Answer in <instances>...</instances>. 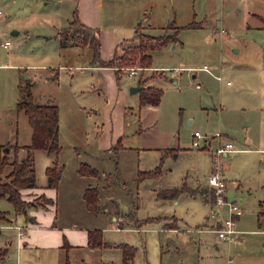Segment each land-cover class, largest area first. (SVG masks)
Returning <instances> with one entry per match:
<instances>
[{
    "label": "rangeland",
    "instance_id": "1",
    "mask_svg": "<svg viewBox=\"0 0 264 264\" xmlns=\"http://www.w3.org/2000/svg\"><path fill=\"white\" fill-rule=\"evenodd\" d=\"M0 7L6 13L0 22V148L3 153L10 148L9 160L13 161L15 145L32 141L28 116L17 108L23 88L31 79L36 102L60 107V160L65 169L58 206L55 204L58 224L65 218L77 220L80 226L90 224L83 202L74 203L78 198L75 191L81 188V183L74 180L76 168L83 160L101 169L99 178L88 176L87 182L103 186L104 209L124 218L123 229L116 228L114 216L106 220L103 239L110 244L136 246L133 264H264V217L259 204L264 193V19L257 15L264 17V0H105L106 26L117 24V36L122 31L128 35L119 54L126 45L139 43L141 23L143 32L160 35L174 31L166 27L172 21L184 26L205 19V24L199 22L202 27L180 29L179 42L152 51L153 66L165 70H141L133 75L129 69L139 67L133 65L119 72L116 83L122 86L129 109L139 104L140 95L131 93V86L141 77H153L148 84L159 87L163 94L157 107L147 105L142 114L138 107L127 113L128 131L134 132L141 125L144 128L142 133L130 135L128 144L154 148L120 154L118 172L114 152L113 160L109 153L101 158L86 154L93 147L96 128L105 125L112 108L107 109V97L98 87L96 71L88 66L66 67L93 64L92 48L62 43L58 35L74 18L77 0H0ZM101 28L95 27L98 37ZM15 29L20 31L18 35L12 34ZM7 39L11 41L8 47L4 46ZM61 64L59 73L51 67ZM205 64L222 79L204 70ZM197 130L209 138L208 142L200 139V147L193 146ZM229 141L234 149L221 162L228 179L240 183L234 188L238 200L229 198L244 209L239 220L244 233L232 242L220 239L214 231L212 219L207 218L210 206L204 202L200 187L195 188V194L186 191L174 199L159 198L155 191L184 183L196 187L207 181L214 168V150L220 142ZM157 145L170 146L173 151L166 154V148L160 151ZM33 151L36 187H46L45 162L51 155L52 164L55 155L43 149ZM26 153L24 150L21 158ZM157 166H161L159 176L138 184L135 176L139 167ZM11 168L8 165L6 172ZM138 186L141 199L136 196ZM3 209L10 211L6 213L10 220L6 221L12 223L15 217L17 222L24 220L23 213H30L33 207L16 212L10 200L0 198ZM172 214L179 218L180 232L164 229L177 223L176 219L167 223ZM148 217L153 219L143 220ZM15 234V229H4L0 246L6 245L2 242L7 237L16 242ZM102 250L93 255L80 250L78 255L89 254L86 264H123L121 247L106 246ZM53 253L49 251L48 264L54 262ZM9 258L11 253L0 264H15V259ZM42 260L39 264H46Z\"/></svg>",
    "mask_w": 264,
    "mask_h": 264
},
{
    "label": "crops",
    "instance_id": "2",
    "mask_svg": "<svg viewBox=\"0 0 264 264\" xmlns=\"http://www.w3.org/2000/svg\"><path fill=\"white\" fill-rule=\"evenodd\" d=\"M73 12H74V15H75V12L77 13V16L79 17L81 22L84 23L85 25L93 27L94 29H95V27H99V26L102 27L101 32L99 33V40H100V44H101V49H100L101 58L104 60H110L113 57H115L119 47H121L124 40L128 39L127 38L128 35L124 31H122L121 35L117 36V28H118L117 24H114L110 27L106 26L105 22L107 19V17H106L107 9H105V0H77V8ZM5 14L6 13H4L1 20L4 18ZM257 15L264 19V17L262 15H260V14H257ZM1 20H0V22H1ZM196 21L204 22V24H205V19L204 20H196ZM204 24H202L201 26H198V27H202V26H204ZM248 25L249 24H247V26ZM140 27H142V23L140 24ZM173 32H170V33H173ZM19 33H20V31H18V33L14 34V35H18ZM146 33H148V32H146ZM0 41H1V37H0ZM6 41H10V40L7 39ZM10 44H11V41H10ZM10 44L8 46H10ZM4 46H5V44H4ZM8 46H6V47H8ZM33 65H34V67L41 66L43 68H45L47 66V64H33ZM205 65L208 67L207 64H205ZM205 65L202 67V68H204V70L210 72L211 74L216 76L218 79H222L221 75H215L210 70L209 67L206 69ZM87 66L91 70L96 71L98 87L101 90H103V92L105 93V96L107 97L106 98L107 103H108L107 109H109L111 107L112 111L110 112L108 118L105 120V122H104L105 125H100L96 128V132H95L94 137H93V147L90 151H86V154L93 156V157L101 158L102 154L105 155V154L109 153L110 154V160H113L115 158L113 152L116 154V158H118L120 156V154L123 155L128 151L138 150V152H140L139 150H149V149L151 150V148H154V147H151L149 145H143V144H139V145H135V146L128 144L127 140L130 137V135H133L135 133H142L144 128L141 125V127H139V129H136L134 132L128 131V129H127L128 124H126L127 123V121H126L127 116L126 115L129 111L133 110V112H134L135 109L138 107L139 113L142 114V112L144 111L143 108H145L147 105H154L155 107H157L160 104V102L162 100V96H161V100L158 104H153V103H147L144 105L141 104V90H142L143 86H151V87L159 88V87H156L154 85L148 84V80L150 81V79H152L153 77L147 78L144 85L140 83V80L141 79L143 80V77L138 79L137 85H141V88L139 89V91L134 92V93H139V95H140L139 104H138V106H131L130 107L131 109H129V105L127 106L125 104L127 99L123 95L122 86L119 84V82L116 83V80L119 81V76H118L119 73L117 75L115 67L100 66V65H96V64H82L79 66L68 65L66 67L78 68V67H87ZM51 67L53 68L54 71L59 73V69L63 66L61 64V65H59L58 68L53 67V66H51ZM189 68L194 70L195 67L189 66ZM123 69L124 68H122L120 70V72ZM155 69L157 70V69H162V68H160L159 66H151L148 68H141L138 71L142 70L144 72L146 70L150 71V70H155ZM162 70H165V69H162ZM193 76L195 77L196 74H194ZM146 77H150V76L148 75ZM31 82H32V80H31ZM32 83L34 85V82H32ZM119 87H120V91H119ZM123 109H124V111H123ZM114 113H116L117 118L114 117ZM109 117L112 120L111 122H110ZM59 130H60V128H59ZM32 132H33V128H32ZM221 137H222V134H221ZM59 139H60V135H59ZM205 141L208 142L209 138L205 139ZM25 145H28V144H21V146H25ZM155 147H156V149H158L160 151H162V149L166 148L165 149L166 154L173 151V148H171L170 146H159V145H157ZM8 149H7V151H8ZM38 149H41V148H37V150ZM62 149L59 152L58 156H56L54 154L55 156L53 157L52 164L56 158L59 159L60 163H63L60 160V153L62 152ZM76 149L79 150L78 147H76ZM24 150H26V149L20 148V150L18 151V156L20 158H21V155H23ZM33 152L35 154V151H33ZM50 154H48V155H50ZM227 155H224V156H227ZM116 158H115V169L118 172V166H119V162H120L119 159L120 158H118V159H116ZM50 159H51V155H50V157H48V159L45 162L46 163L45 164L46 166L44 168L45 173H46V168L48 166L52 165V164H49ZM83 162H86L89 165H91L89 162L81 160L78 164V167L76 168V177L74 180L81 183V188L79 190L75 191L76 194L78 195V198H77V201H74V203L76 202V203L80 204L83 202L82 204H84L86 210L89 213V218H91V220L89 222L90 224L80 226V224L77 220H70V219L68 220L66 218H65V221L63 220L62 224H58V220L60 217H59V213H58V207H55V204H57L56 206H58V202H59L58 198H59V192H60L59 186H60V183L63 179V173H62L60 182H59L57 187H50L47 184L46 187H41V188H38L36 186L23 188L21 190L23 199H25L27 201H31V200L35 199L36 197L43 194L51 200V203H48V205L45 208H43L41 206L33 207V210L31 209L30 213H23L24 214V220L21 219L20 222H17L18 220L16 217L12 218L15 220V222H12V223L7 222L5 218H0V233H2V231L4 229H15L16 230L15 237H17L16 242H13V240L9 239V237H7L6 239L3 240L2 243H5L6 245L0 246V261L5 259V257L11 253L12 258H9V259L10 260L15 259V261H16L15 264H39V262L42 260V258L45 261V263L48 264L47 256H50L49 251L53 250V252H54L53 255H55V256H53L52 258H53L54 262H52V260H51L50 264H73V260L75 261L76 264H86L88 262L86 257L89 254L86 253L85 255H80V254L78 255V252L80 250H86L91 255H93L97 252V250L103 251L102 249H104L106 247L105 245L98 246V247H91L90 246V244H89V238H90L89 237V231L91 229H99V230H102V233H103V230H104L103 229V227H104L103 223L106 220L108 221L109 219H111L113 216H114V218H113L114 221H116V226H117L116 228H120V229L122 228L123 229L125 227V226H123L124 218L121 214L119 216H116V215H113V213L110 212L108 210V208L106 210L104 209L106 207V205L103 204V202L101 200V188L103 186L99 185V184H93V182L91 180L89 182H87L88 176H93V177L99 178L100 174H101L100 173L101 169H99L96 166L91 165L92 167L96 168L99 171V175L81 174L79 172V168H80L81 163H83ZM64 169H65V167H64ZM145 170H150V169H147V168L145 169V168H141V167H139L137 169L135 179L138 181V184H141L146 180V178L143 180L138 179L139 172L145 171ZM110 173L112 174V172H110ZM223 174H224V177L227 181L228 196L229 197L232 196L233 199L238 200L236 198L237 195H236V190H234V188L235 187L239 188L240 183L238 181L228 179V177L225 175L224 171H223ZM116 176H117V174H116ZM208 178H207V181H205L204 183L198 184L196 187H193V186H189V187L193 188V189L200 187L199 192L202 194L204 202L210 206V204H209L210 194H209ZM184 184H186V183H184ZM93 186L99 187L100 206H99V208H96V209H90L89 208L88 203H87V199L85 197V193L87 191V188L93 187ZM139 186L137 187V195H136L137 199H141ZM155 191L158 192L159 189L155 188ZM169 199H171V198H169ZM259 204H260V208H261L260 215H262L264 217V193H263V198H261L259 201ZM54 207H55L54 211L56 210L55 212L53 211ZM3 212H5V215H6V213H8L10 211L3 209ZM23 212H26V210ZM169 217L172 219L170 221H168L167 223L174 221V219H176L177 223L173 224V225H167L166 227H164V229H166L168 231L180 232L179 218L175 214L169 215ZM240 217L238 219V229H239ZM207 218L210 220L212 219L213 226H214L213 229H215V220L209 215V213L207 215ZM18 226L21 227L25 233L23 237H21L19 235L20 229L18 228ZM138 231H140V228H138ZM243 233H244V231L239 229V232L237 233L236 238L239 237ZM218 237H219V235H218ZM219 238L222 240H225L221 237H219ZM235 239H233V240H235ZM233 240H231L229 242H232ZM225 241H227V240H225ZM8 244H10V245H8ZM110 247H116V246L110 245ZM10 248H12V249H10ZM14 251H15V253H14ZM73 253H75L74 257H73ZM122 263H123V261H122ZM42 264H43V262H42ZM105 264H114V263L108 262Z\"/></svg>",
    "mask_w": 264,
    "mask_h": 264
},
{
    "label": "trees",
    "instance_id": "3",
    "mask_svg": "<svg viewBox=\"0 0 264 264\" xmlns=\"http://www.w3.org/2000/svg\"><path fill=\"white\" fill-rule=\"evenodd\" d=\"M199 21H192L184 26H176L175 22H170L166 27L174 28L173 33H164L160 35H153L143 32L138 29V44L126 45L123 48V53H117L115 57L110 60L101 58L100 49L101 44L99 37L95 33V29L81 22L77 13L68 25L58 31L62 43H69L82 47H89L93 50V64L100 66L115 67L117 75L123 67L137 65L140 68H148L153 66V50L163 48L169 43L179 42L180 29L184 27H197ZM202 25V24H201ZM147 79H141L140 83L145 84ZM33 83L28 80L23 88V96L18 101L17 108L23 110L29 119L33 128L32 141L30 144L21 146L15 145L14 160H9L8 151L3 153L0 148V198H7L10 200L16 212L25 211L28 207H43L45 208L51 200L45 195H40L31 201L23 199L21 190L27 187L36 186V171L34 163V149L41 148L47 150L49 153H54L58 156L62 149L59 139L60 128V107L56 103H40L34 99L32 90ZM163 94L162 89L151 86H143L141 90V104L153 103L158 104ZM20 148H25L27 153L24 157L18 156ZM10 149V148H9ZM8 149V150H9ZM8 165L12 168L6 172ZM65 165L60 163L59 159H55L52 165L46 168L48 177V186L57 187ZM161 166L154 169L140 171L138 175L139 180L145 178H154L161 174ZM79 172L85 175H99V171L86 162L81 163ZM197 193L193 188L187 184L179 187L161 189L157 195L159 198L169 199L177 198L183 192ZM87 203L90 209L99 208V187L93 186L87 188L85 193ZM0 218L7 219L5 212L0 210ZM150 217L143 219L149 221ZM10 220V219H7ZM89 244L91 247L98 246H119L123 249V264H133V260L137 251V247L129 243L110 244L103 239L102 230L91 229L89 231Z\"/></svg>",
    "mask_w": 264,
    "mask_h": 264
},
{
    "label": "built area",
    "instance_id": "4",
    "mask_svg": "<svg viewBox=\"0 0 264 264\" xmlns=\"http://www.w3.org/2000/svg\"><path fill=\"white\" fill-rule=\"evenodd\" d=\"M4 10L0 7V20L4 15ZM226 30L223 29L222 32ZM5 46L10 44V41L4 42ZM140 67H131L130 74H136ZM205 68L208 67L205 65ZM222 133H217V136L221 137ZM205 138L200 131H195L193 135V146L200 147V139ZM234 149L232 142L225 144L219 143L218 147L214 150V168L208 178L209 194H210V213L209 215L215 220V231L219 237L231 241L236 238L238 229V219L244 213L243 207L236 201L229 198L227 194V181L223 174V165L221 158L227 155ZM19 235L24 236V231L21 227Z\"/></svg>",
    "mask_w": 264,
    "mask_h": 264
},
{
    "label": "water",
    "instance_id": "5",
    "mask_svg": "<svg viewBox=\"0 0 264 264\" xmlns=\"http://www.w3.org/2000/svg\"><path fill=\"white\" fill-rule=\"evenodd\" d=\"M16 33H18L17 30H13L12 31V34H16ZM140 88H141V85L132 86L131 87V93L139 91Z\"/></svg>",
    "mask_w": 264,
    "mask_h": 264
}]
</instances>
